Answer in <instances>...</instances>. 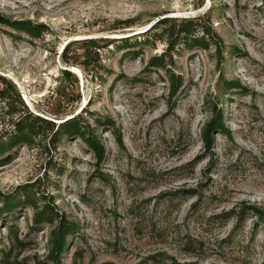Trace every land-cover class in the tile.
<instances>
[{
	"label": "rangeland",
	"instance_id": "rangeland-1",
	"mask_svg": "<svg viewBox=\"0 0 264 264\" xmlns=\"http://www.w3.org/2000/svg\"><path fill=\"white\" fill-rule=\"evenodd\" d=\"M0 15L46 26L35 38L0 22V76L36 112L59 69L75 71L64 96L75 82L73 114L103 148L97 160L61 136L0 155V264H264V227L247 208L264 210V0H0ZM161 18L173 21L153 28ZM178 24L207 30L204 46L176 44L149 65ZM88 36H127L97 43L100 81L60 60L67 41ZM82 47L66 55L79 62ZM215 111L222 129L207 150L201 132ZM29 200L71 223L56 254L52 224L33 222Z\"/></svg>",
	"mask_w": 264,
	"mask_h": 264
},
{
	"label": "trees",
	"instance_id": "trees-1",
	"mask_svg": "<svg viewBox=\"0 0 264 264\" xmlns=\"http://www.w3.org/2000/svg\"><path fill=\"white\" fill-rule=\"evenodd\" d=\"M167 21H173V19L161 18L157 20L152 27H159L160 25H164ZM0 22L10 26L12 29L25 33L29 37L35 38L43 34L46 28L43 23L33 22L30 19H9L1 15ZM131 24L132 20L130 18L115 19V24L110 30H116L123 26H130ZM179 25L180 24L171 32L165 33V49L158 56L151 57L148 62L149 65L163 66L164 60H167L170 50H172L176 44L204 46L203 42H205L208 37L207 30L200 29L199 36H194L190 33L189 29L179 28ZM149 29L150 28H147L141 33L146 34ZM125 38H127V36H91L80 40L74 39L67 41L59 53L60 60L65 66L79 64L83 70L89 72L88 76L91 81H100L106 73L100 71V69H103V65L100 60V47L97 43L101 41L103 44H110L117 40H126ZM73 41L80 42L84 45L79 53H75V57L81 59L79 62H76L75 58L70 59L66 55L68 46ZM103 70L107 72L106 69ZM71 76L73 77V74L67 68L64 67L59 69V77L55 83L54 89L47 97L45 107L42 108L35 105L36 112L32 111L24 104L14 84L5 77L0 76V155L6 154L8 150L19 144L40 148H45L47 146L53 147L61 136H77L91 149L97 160H100L103 153L101 143L92 132L90 125L83 120L81 115H79L78 112L73 114L75 104L78 102L79 97L75 90V82L72 89L69 91L75 94L73 99L69 100L64 96L65 93L62 83ZM179 82V77L177 75H170L171 94H175V91L179 87ZM79 111H81V109ZM214 129H222L218 111H215L214 116L204 125L201 132L203 144L207 150L210 147L212 140L211 132ZM7 155L8 154H6L4 158H6ZM23 194L24 193H22V195ZM27 203L34 209L32 216L34 223L45 222L52 224L50 232V253L56 254L64 245L65 237L71 229V223H69L64 214L53 212L46 203H35L31 200L27 201ZM247 208L257 216L264 227V210L251 205ZM4 209H11V207H4Z\"/></svg>",
	"mask_w": 264,
	"mask_h": 264
},
{
	"label": "water",
	"instance_id": "water-1",
	"mask_svg": "<svg viewBox=\"0 0 264 264\" xmlns=\"http://www.w3.org/2000/svg\"><path fill=\"white\" fill-rule=\"evenodd\" d=\"M88 37H91V36H88ZM87 37V38H88ZM93 37V36H92ZM83 38H86V37H83ZM68 70H70V71H72V72H75V71H73L72 69H68ZM55 122H58V121H55Z\"/></svg>",
	"mask_w": 264,
	"mask_h": 264
},
{
	"label": "bare ground",
	"instance_id": "bare-ground-1",
	"mask_svg": "<svg viewBox=\"0 0 264 264\" xmlns=\"http://www.w3.org/2000/svg\"><path fill=\"white\" fill-rule=\"evenodd\" d=\"M70 69V68H69Z\"/></svg>",
	"mask_w": 264,
	"mask_h": 264
}]
</instances>
